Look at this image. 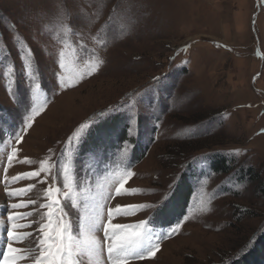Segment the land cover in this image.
I'll use <instances>...</instances> for the list:
<instances>
[{"label":"rangeland","instance_id":"obj_1","mask_svg":"<svg viewBox=\"0 0 264 264\" xmlns=\"http://www.w3.org/2000/svg\"><path fill=\"white\" fill-rule=\"evenodd\" d=\"M258 5L257 0H0V168L7 169L0 171V252L6 251L5 229L11 226L4 206L26 203L15 211L34 212L50 202L46 195L53 185L44 173L19 182L12 177L38 170L50 155L57 159L68 138L89 125L79 133L83 143L66 159L78 202L114 194L130 170L124 194L114 196L111 206H154L117 216L113 223L150 220L153 239L170 230L160 229L153 217L171 212L169 199L180 175L192 173L194 193L178 232L159 241L154 257L131 264H230L249 253L264 232V0ZM28 47L39 59L41 91L35 100L22 71ZM92 53L104 60L96 71ZM53 57L64 64L59 75L69 83L66 89L53 88ZM9 66L17 99L45 104L20 143L12 134L24 105L9 95ZM13 149L17 155L9 166ZM217 155L230 162L228 174L213 173ZM246 171L256 180H247ZM5 183L7 190L34 187L8 198ZM62 183L61 177L55 187ZM57 198L64 203L62 193ZM66 211L78 219L77 209ZM33 218L18 222L29 225ZM36 228L16 230L33 234L13 242L24 250L17 264H34L29 252L37 251ZM81 259L96 264L95 258Z\"/></svg>","mask_w":264,"mask_h":264},{"label":"snow or ice","instance_id":"obj_2","mask_svg":"<svg viewBox=\"0 0 264 264\" xmlns=\"http://www.w3.org/2000/svg\"><path fill=\"white\" fill-rule=\"evenodd\" d=\"M18 41L14 42L15 47ZM107 47V42L102 44V49ZM19 53V50H18ZM21 59L23 61L22 71L25 78L32 82L31 94L32 99L35 100L37 93L41 91V85L36 83V72L38 71L39 59L37 53L31 47L23 50ZM40 55H45L43 49L40 51ZM95 57V63L91 64L93 71L99 70L104 64V60L99 58L98 53H92ZM34 61L36 67H34ZM54 66L53 77L54 90L57 88L66 89L69 87V83L59 75V69L64 68L63 62L57 65L55 57L52 58ZM8 73L10 74L9 81V95L16 103H23L24 113L20 121V127L13 132V137L16 143H20L27 129L32 127V123L36 116L43 111L45 104H41L38 107L34 104L29 106L26 101L17 99L15 91H12V84L14 83V71L13 67L9 66ZM160 77L155 78V81L159 83ZM74 86V85H71ZM124 106H119L116 111ZM104 116L103 113L100 114ZM132 119H129V126L127 128L128 136L131 137L133 129L131 124ZM89 125H81L77 133L68 138L67 144L64 149L61 150L57 159L53 160L50 155L47 159L43 160L39 164V169L36 171L22 173L19 176H13L12 181L19 182L21 179H32L41 176L44 173L45 176H51L53 185H51L47 191L46 200L47 203L39 204L34 212L21 213L15 210L26 208V203L13 202L10 206L5 205L2 215H6L7 222H10V227L5 229L6 231V251L0 252V256L3 257L0 264H17V261L24 257L20 253L24 250L13 247L14 241L23 240L32 233L17 234L16 230L24 227H30L31 224H36V232L38 235L34 236L35 253L29 252L32 256L34 264H84L81 257L95 258L96 264H131L134 260H143L145 258L154 257L156 252L160 249V240L170 238L176 234L181 227V223L178 221L174 227L165 231L162 234L154 236V229L150 226V220H141L134 225L113 223V220L117 216H128L134 214L137 210L144 208H152L153 205H125L111 206V201L114 196H121L124 189V184L127 179L130 178L133 173L128 170L125 175L118 181V186L112 191L106 194H100L99 196H93L91 199L84 198V203L80 204L77 199V185L70 174V165L66 162L69 155H72V148L74 145L82 144L83 140L79 135ZM159 127V125H155ZM130 144V140L125 142ZM129 149L125 147L124 151ZM51 152V150H50ZM96 153L94 152L93 155ZM16 150L13 149L11 155L8 156L7 162L9 166L13 163V159L16 157ZM78 160V148L73 158V163ZM23 163L32 164L33 161L24 160ZM78 167L80 165H77ZM130 168V166H129ZM0 171L7 172L6 168H0ZM62 177V187H55V182ZM7 180V176L4 177ZM34 187L29 185L27 189L19 190H7L8 184L5 183L4 188L7 191L8 198H17L27 193ZM171 191L173 185L168 186ZM133 192L136 190L133 189ZM62 193L64 203L57 198L58 194ZM28 203L36 204V201H29ZM71 207L77 209L79 213L78 219L74 220L69 216L66 208ZM11 209V211L9 210ZM40 208L47 209L46 212L41 213ZM210 211V209H206ZM28 217H34L29 225L19 223V220L27 219ZM188 219L187 216L184 217ZM78 227V232L74 231V228ZM132 229L133 231H129ZM227 264V262H226Z\"/></svg>","mask_w":264,"mask_h":264},{"label":"trees","instance_id":"obj_3","mask_svg":"<svg viewBox=\"0 0 264 264\" xmlns=\"http://www.w3.org/2000/svg\"><path fill=\"white\" fill-rule=\"evenodd\" d=\"M187 165L189 166V164ZM229 166L230 162H228L224 156L217 155L213 158V173L221 175L228 174L229 170L227 168H229ZM245 173L246 174H244V177L247 180H256V178L253 177L250 171H246ZM191 175L192 173H182L180 175V181L175 187L171 198L169 199L171 204L170 206L172 207L171 209H169L171 210V212L166 213L164 210H161L155 215V219L153 217V220H158V223L154 221V224L159 226L160 229L164 230L173 227L171 225H176V222L179 221L180 218L183 217V215L186 213L189 207L190 200L194 193L192 184L189 182ZM230 264H264V232L256 241L253 249L249 253L245 254L243 257L237 259L236 261L234 260Z\"/></svg>","mask_w":264,"mask_h":264},{"label":"water","instance_id":"obj_4","mask_svg":"<svg viewBox=\"0 0 264 264\" xmlns=\"http://www.w3.org/2000/svg\"><path fill=\"white\" fill-rule=\"evenodd\" d=\"M257 6H258V8H259V5H258V0H257ZM259 10V9H258ZM256 14H258V12L256 13ZM254 15V17H253V20H255L256 19V17H257V15ZM263 57V56H262Z\"/></svg>","mask_w":264,"mask_h":264}]
</instances>
